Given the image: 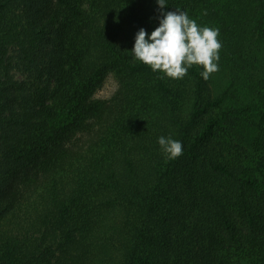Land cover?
Segmentation results:
<instances>
[{"label":"trees","instance_id":"1","mask_svg":"<svg viewBox=\"0 0 264 264\" xmlns=\"http://www.w3.org/2000/svg\"><path fill=\"white\" fill-rule=\"evenodd\" d=\"M165 4L219 29L208 80L133 58L157 0H0V264H264V0Z\"/></svg>","mask_w":264,"mask_h":264},{"label":"clouds","instance_id":"2","mask_svg":"<svg viewBox=\"0 0 264 264\" xmlns=\"http://www.w3.org/2000/svg\"><path fill=\"white\" fill-rule=\"evenodd\" d=\"M159 5V27L151 35L141 28L135 37L131 50L133 58L159 71L172 79H182L193 65L202 66L200 73L208 80L218 71L219 51L222 47L218 40L219 29L200 27L181 9L167 10L165 0H157ZM161 151L168 160L183 154L180 141L161 136L158 139Z\"/></svg>","mask_w":264,"mask_h":264},{"label":"rangeland","instance_id":"3","mask_svg":"<svg viewBox=\"0 0 264 264\" xmlns=\"http://www.w3.org/2000/svg\"><path fill=\"white\" fill-rule=\"evenodd\" d=\"M22 70L17 69V75L19 77H22ZM216 83H218V79H216ZM119 85V81L118 78L116 76V74L114 72H111L107 78L105 79V82L103 83V85L98 89V91L96 92V96L97 97H109L111 96L116 89L118 88Z\"/></svg>","mask_w":264,"mask_h":264}]
</instances>
